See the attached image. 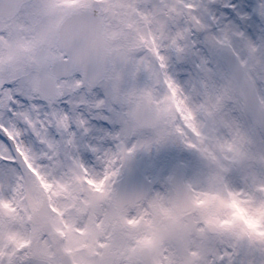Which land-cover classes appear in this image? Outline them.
Wrapping results in <instances>:
<instances>
[{
  "label": "rangeland",
  "instance_id": "obj_1",
  "mask_svg": "<svg viewBox=\"0 0 264 264\" xmlns=\"http://www.w3.org/2000/svg\"><path fill=\"white\" fill-rule=\"evenodd\" d=\"M192 4L30 0L0 19V73L11 76L59 58L62 18L79 5L94 10L109 52L101 79L122 90L124 104L113 142L92 146L91 155L43 136L30 140L11 123L3 128L12 149L0 141V159L15 163L0 165V264H59L46 223L74 264H144V247L151 264H264V131L224 63L231 49L264 110L260 55L254 46L239 51L224 41L212 45L208 62L197 61ZM143 99L163 117L160 125L134 121ZM128 159L153 185L119 210L114 192ZM176 168L193 204L186 213L177 211L169 181Z\"/></svg>",
  "mask_w": 264,
  "mask_h": 264
},
{
  "label": "snow or ice",
  "instance_id": "obj_2",
  "mask_svg": "<svg viewBox=\"0 0 264 264\" xmlns=\"http://www.w3.org/2000/svg\"><path fill=\"white\" fill-rule=\"evenodd\" d=\"M190 11L198 20L190 33L197 61L205 57L208 62L212 45L227 41L239 51L254 46L264 73V0H193ZM121 91L81 73L71 50H62L58 60L29 66L22 73H0V141L10 142L3 128L11 123L30 140L39 142L43 136L70 151L91 155L92 146L114 140L124 109ZM14 163L0 159V165ZM231 264L241 262L233 258Z\"/></svg>",
  "mask_w": 264,
  "mask_h": 264
},
{
  "label": "water",
  "instance_id": "obj_3",
  "mask_svg": "<svg viewBox=\"0 0 264 264\" xmlns=\"http://www.w3.org/2000/svg\"><path fill=\"white\" fill-rule=\"evenodd\" d=\"M27 1L29 0H0V18L9 19ZM57 38L64 51L71 50L76 67L81 69L83 74L93 80H99L103 76L108 68V49L104 42L103 25L96 12L89 9L72 11L60 23ZM224 60L228 70L233 73L239 84L243 99L251 114L264 130V111L258 105L253 84L246 79L243 65L231 52L225 54ZM39 83L43 85L45 80L41 78ZM133 118L141 126H154L160 123V119L156 117L146 100L136 105ZM170 182L176 196L178 212L190 211L193 204L188 196L181 169L174 170ZM151 186V180L142 174L134 161H129L123 170L115 193L116 208L122 209L126 205L140 201L149 192ZM43 196L42 212L48 213L50 205L46 195L43 194ZM45 227L46 232L52 238L54 252L60 260L59 264H73L69 255L62 250L56 233L48 223ZM208 228L210 231L215 230L212 225ZM140 257L145 264H150L148 248H142Z\"/></svg>",
  "mask_w": 264,
  "mask_h": 264
},
{
  "label": "bare ground",
  "instance_id": "obj_4",
  "mask_svg": "<svg viewBox=\"0 0 264 264\" xmlns=\"http://www.w3.org/2000/svg\"><path fill=\"white\" fill-rule=\"evenodd\" d=\"M80 6V5H79ZM153 181V180H152ZM104 217H105V214H104Z\"/></svg>",
  "mask_w": 264,
  "mask_h": 264
}]
</instances>
